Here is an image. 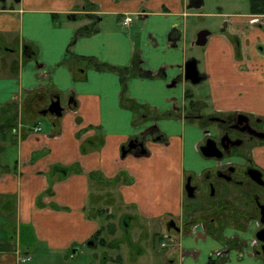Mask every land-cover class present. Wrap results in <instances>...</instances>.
Returning <instances> with one entry per match:
<instances>
[{
	"label": "crops",
	"instance_id": "0c3cea01",
	"mask_svg": "<svg viewBox=\"0 0 264 264\" xmlns=\"http://www.w3.org/2000/svg\"><path fill=\"white\" fill-rule=\"evenodd\" d=\"M90 2L91 13L83 0H18L17 7L0 8V45L5 47L0 61V264H37L43 258L44 264L120 261L121 244L101 246L94 240L101 223L89 217L88 209L103 199L114 203L107 214L114 213L119 200L133 209L134 218L156 224L159 231L167 218L182 216L187 177L218 166L201 154L205 130L181 115L187 97H197L187 82H207L217 112L264 119V13L225 14L224 30L198 32L190 18L198 16L203 0ZM127 16L133 22L124 27ZM93 18L96 32L72 44L77 30ZM203 31L208 32L206 44L198 46ZM12 41L18 53L10 48ZM194 46L205 48L203 71L189 55ZM7 56H15V63L8 65ZM72 57L129 68L126 103L166 118L151 121L141 115L137 121L136 112L122 105L117 72L98 71ZM193 61L198 83L185 78ZM57 98L62 116L44 115ZM42 120L48 123L46 132ZM153 129L166 143L150 140ZM141 138L147 153L128 150ZM123 149L129 151L125 157ZM251 155L264 170V145ZM54 167L73 171L62 177ZM23 227L31 228L33 238L22 237ZM253 227L227 228L221 237L204 227L192 226L188 234L180 228L172 235L177 248L165 246V264H264ZM172 236L166 235L169 241ZM233 238L244 243L237 245Z\"/></svg>",
	"mask_w": 264,
	"mask_h": 264
},
{
	"label": "rangeland",
	"instance_id": "374dc122",
	"mask_svg": "<svg viewBox=\"0 0 264 264\" xmlns=\"http://www.w3.org/2000/svg\"><path fill=\"white\" fill-rule=\"evenodd\" d=\"M5 1V2H2ZM18 0H0V8L4 6L7 8L17 7ZM204 6L197 10V17L190 18L193 25L198 28V32L202 30H208L210 32H220L226 28L228 18L225 14L237 13V14H250V0H203ZM88 12H93V10H88ZM134 18V17H133ZM94 19V18H93ZM91 19V24L87 25L89 29L93 28L92 23L96 20ZM139 21L135 19V23ZM191 24V25H192ZM8 38V36H6ZM15 53L19 52V47L15 41H12L9 45ZM0 50V61L4 57V48L1 46ZM205 48L204 47H191L189 49V55L195 57L201 62L200 69L204 70L205 59ZM8 65L14 64L15 56H7ZM196 62V61H195ZM174 89V88H172ZM187 90L194 91L196 93L195 100L188 99L184 104V111L182 110L183 117L189 122H195L200 124L202 127L205 126L206 129L211 131V134H216L218 131L217 124L210 122L208 119L213 115L217 114L213 104L212 97L210 95L211 88L207 82L201 83L199 85H194L187 82ZM200 104L203 106L202 113L205 115V120L198 121L196 119L197 112L192 110L191 103ZM133 107L137 115V121H140L141 115H146L149 120L155 121L160 120L158 118H166L162 115H155L149 110H142L136 105L128 104ZM33 106V105H32ZM200 111V110H199ZM41 127L46 132V127L48 128V123L45 120L40 121ZM10 123V120L9 122ZM260 128H263L261 126ZM36 130V128H35ZM159 136H152L150 140H157ZM264 145V143L256 142V146ZM195 182L199 184V190L196 193V198L190 199L186 195L184 199V211L182 216L175 218H167L161 225L160 231L156 224L148 225L143 220L139 219L138 216L133 217V209L130 207H125L119 200L118 203L115 202V210L113 214H107L106 209L114 204L111 199H103L96 202L88 209L89 217L99 219L101 223V233L94 239L97 244L100 245V240L104 239L107 245H117L121 244L120 248V261H115L114 264H165V256L173 248H177L176 230L171 228L168 233H166V227L170 221H174L177 228H182L184 233H190L192 226L204 227L208 233L214 236L221 237L227 228L243 229L244 231H249L251 226L256 231L261 230L259 225V213L256 210L254 204L252 203L251 192H253L251 186L247 189L246 195L242 194L234 189L232 186H226L220 182V186L216 191L215 197H212L209 193V188L201 183V178L197 177ZM243 192V191H242ZM230 198V205H234V209L231 213L238 212V214H230L229 204L226 201ZM245 202L248 203L246 208L247 215L245 217H240V211L245 210ZM221 212V213H220ZM232 215V216H231ZM234 215V216H233ZM222 217V218H221ZM230 217V219L228 218ZM252 217V221L250 218ZM215 218L220 222V226L215 224L214 227L211 226V219ZM167 224V225H166ZM166 235L172 236V240L166 237ZM233 241L237 245H242L244 243L238 238H233ZM254 242L257 243L255 237ZM171 244V245H170ZM258 249V248H257ZM100 247L97 250L100 253ZM261 251V249H259ZM112 254L108 252V256ZM115 255V254H114ZM117 257L115 258V260ZM46 263V259H41L37 264ZM73 264H88L85 259H76ZM113 264V263H112Z\"/></svg>",
	"mask_w": 264,
	"mask_h": 264
},
{
	"label": "flooded vegetation",
	"instance_id": "af4514ba",
	"mask_svg": "<svg viewBox=\"0 0 264 264\" xmlns=\"http://www.w3.org/2000/svg\"><path fill=\"white\" fill-rule=\"evenodd\" d=\"M185 78H187V69H185ZM190 105L192 110H195L197 112L196 119L198 121L205 120L206 117L202 113L203 106L194 103V101ZM208 119L210 120V122L217 124L218 131L216 134L212 135L210 130L206 129L205 126H201L202 129L205 130V139L200 145V151L203 147L208 144L209 141H215L221 154H218L219 152H214L211 150H209V153H213L217 156L222 155V157L220 159L207 158L216 160L218 162V166L214 169L204 171L199 176L201 178L200 181L203 185L209 188V193L212 197H215L216 191L220 186V182L224 183L225 187L228 185L232 186L234 189L239 191L241 195H246L247 189L251 186L253 190V192L250 193L251 196H253L252 203L254 204L256 210L259 213L260 217L258 223L261 227L260 229H262L263 224L261 222V213L264 210V170L260 169L254 164L251 154L252 151L256 148V142L264 143V139L260 135L264 134V119L242 112H234L229 114L217 112L216 115H213ZM261 126H263V128H260ZM149 133L152 136H159L154 132V129L153 131L151 130ZM157 140L166 143V140L163 137H158ZM144 142L145 141L142 138L136 141V144L138 145L137 149L142 150L143 148L140 147V144H144ZM233 158H239L244 160V165L232 163L230 160ZM196 179L198 178L194 175H190L186 179V184L189 180L191 182V185L195 187V198L196 193L200 188L198 182H195ZM186 195L188 196L187 192ZM226 203L229 204V206L225 207H229L230 212L228 213L238 214V212L231 213V210L234 209V205H230V198L226 201ZM247 206L248 203L245 202V210L242 209V211L239 212L240 217H245L247 215ZM228 218L230 219V217ZM250 220L252 221V217L250 218ZM173 222L174 221H170L168 223L169 230L171 228H174ZM211 222L212 223L210 224L212 227H214L215 224L217 226H220V222H218L215 218H212Z\"/></svg>",
	"mask_w": 264,
	"mask_h": 264
},
{
	"label": "trees",
	"instance_id": "16d2710c",
	"mask_svg": "<svg viewBox=\"0 0 264 264\" xmlns=\"http://www.w3.org/2000/svg\"><path fill=\"white\" fill-rule=\"evenodd\" d=\"M85 3V10H93L94 5L91 4L90 0H83ZM250 10L253 14H262L264 13V0H250ZM96 30L93 27L92 29H89L88 26L81 27L77 30V33L75 35V38L72 42V44L81 36H88L93 33H95ZM73 58V57H72ZM73 59L77 60H85L90 65H93L94 68L98 71H111V72H117L122 79L123 83V92H122V105L126 108H129L130 110L134 111L135 109L133 107H130L128 103H126L125 94H126V88H127V80L130 78V76L133 74V71L129 68H117L113 67L107 64L99 63L93 58H81V57H74ZM187 98H191V96H188ZM132 105H136L137 107L141 108V106L137 105L136 103H131ZM72 169L65 168V167H54L53 173H59L62 177H67L69 174L72 173ZM101 233V231L98 232V234L95 235V238ZM21 235L25 239L33 238V233L31 228L29 227H23L21 229ZM101 246H108L106 241L104 239L100 240Z\"/></svg>",
	"mask_w": 264,
	"mask_h": 264
},
{
	"label": "water",
	"instance_id": "95a60500",
	"mask_svg": "<svg viewBox=\"0 0 264 264\" xmlns=\"http://www.w3.org/2000/svg\"><path fill=\"white\" fill-rule=\"evenodd\" d=\"M198 8H199V6H198ZM207 36H208V32H206V31H203V32L199 33L198 40H197V45L198 46L205 45L206 44V40H207L206 39ZM186 69H187V79L191 80L194 83H198L200 79H199V76H198V71L196 69L195 62L194 61L193 62H189L186 65ZM48 113H50L52 115H55L57 117H61L62 116L63 108L61 107V103H60L59 98L54 100L51 103V105L49 106V108L43 112L44 115H46ZM260 135L264 139V134H260ZM137 147H138V145L136 144V141H132L129 144V149L128 150L137 149ZM140 147L143 148L142 151H141L142 154H145L146 150L144 148V144L141 143ZM128 150L123 149V157H125L128 154V152H129ZM209 150L214 151V152H219L218 154H221V152H220L219 148L217 147V144H216L215 141H209L208 144L201 149V152H202L203 156L206 157V158H219L220 159L222 157V155H218L217 156V155H215L213 153H209ZM185 189H186V192H187L189 198H191V199L195 198V187H193L191 185V182L189 180L187 181ZM261 214H262L261 222L263 224V228L256 233V239H257V241L259 243L262 244L261 252L264 255V210H263V212ZM173 227H174V229L176 231H178V232L180 231V229L176 227L175 223L173 224Z\"/></svg>",
	"mask_w": 264,
	"mask_h": 264
},
{
	"label": "built area",
	"instance_id": "2783aa9c",
	"mask_svg": "<svg viewBox=\"0 0 264 264\" xmlns=\"http://www.w3.org/2000/svg\"><path fill=\"white\" fill-rule=\"evenodd\" d=\"M132 22H133V18L130 17V16H127V17L124 18L122 24H123L124 27H127V26H129ZM40 130H41L40 128H36L35 132H38V131H40Z\"/></svg>",
	"mask_w": 264,
	"mask_h": 264
}]
</instances>
